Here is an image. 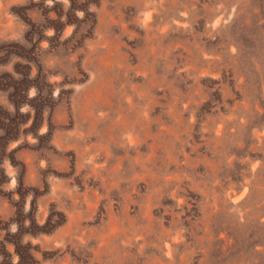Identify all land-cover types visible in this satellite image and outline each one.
Listing matches in <instances>:
<instances>
[{"label": "rangeland", "instance_id": "rangeland-1", "mask_svg": "<svg viewBox=\"0 0 264 264\" xmlns=\"http://www.w3.org/2000/svg\"><path fill=\"white\" fill-rule=\"evenodd\" d=\"M0 264H264V0H0Z\"/></svg>", "mask_w": 264, "mask_h": 264}]
</instances>
